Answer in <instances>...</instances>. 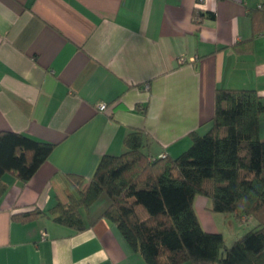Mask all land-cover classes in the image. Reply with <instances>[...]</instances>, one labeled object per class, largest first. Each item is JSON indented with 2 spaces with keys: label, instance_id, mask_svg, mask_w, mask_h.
I'll use <instances>...</instances> for the list:
<instances>
[{
  "label": "crops",
  "instance_id": "1",
  "mask_svg": "<svg viewBox=\"0 0 264 264\" xmlns=\"http://www.w3.org/2000/svg\"><path fill=\"white\" fill-rule=\"evenodd\" d=\"M263 5L0 0V132L55 144L27 183L5 175L0 264H148L112 221L100 218L109 205L104 195L84 212L90 226L81 232L47 215H17L67 202L74 190L67 174L90 180L103 155L127 150L133 130L144 131L152 156H179L192 132L209 130L218 88L264 97ZM196 9L216 17L198 24ZM195 209L204 226L196 201Z\"/></svg>",
  "mask_w": 264,
  "mask_h": 264
},
{
  "label": "trees",
  "instance_id": "2",
  "mask_svg": "<svg viewBox=\"0 0 264 264\" xmlns=\"http://www.w3.org/2000/svg\"><path fill=\"white\" fill-rule=\"evenodd\" d=\"M194 17L201 24L216 15L196 9ZM263 116L264 97L255 89L218 88L209 130L192 132L191 146L179 156H152L144 150V131L133 130L124 141L127 150L103 155L90 180L67 174L74 189L67 202L17 216L47 215L81 232L90 226L84 212L105 195L109 205L100 218L112 221L148 264H264ZM54 147L1 131L0 198L8 189L6 174L27 183ZM199 195L209 199L211 212L256 221L255 227L227 245L222 232L204 229L195 209Z\"/></svg>",
  "mask_w": 264,
  "mask_h": 264
},
{
  "label": "rangeland",
  "instance_id": "3",
  "mask_svg": "<svg viewBox=\"0 0 264 264\" xmlns=\"http://www.w3.org/2000/svg\"><path fill=\"white\" fill-rule=\"evenodd\" d=\"M105 198L107 197L105 196ZM207 201L209 202V199L203 195L198 196V199L196 200V205L198 209L197 211L199 212L201 219H203V227L208 231L211 230L222 232L224 234L227 245H232L236 239H238L247 231L255 227L256 221H251L250 223H241L234 216H227L228 221H226V219L222 217L223 214L212 213L211 211H209V209L207 210ZM207 211H209L208 216L204 214ZM229 220H232L234 222L233 226L230 225Z\"/></svg>",
  "mask_w": 264,
  "mask_h": 264
},
{
  "label": "built area",
  "instance_id": "4",
  "mask_svg": "<svg viewBox=\"0 0 264 264\" xmlns=\"http://www.w3.org/2000/svg\"><path fill=\"white\" fill-rule=\"evenodd\" d=\"M181 60H184V59L181 58ZM106 107H107V104H106V103H101V104L99 105V108H100L101 110H105Z\"/></svg>",
  "mask_w": 264,
  "mask_h": 264
}]
</instances>
